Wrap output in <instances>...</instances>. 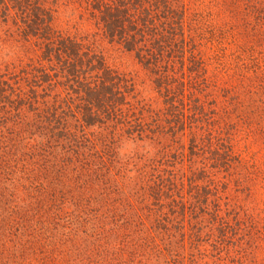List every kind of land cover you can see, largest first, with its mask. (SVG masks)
Returning <instances> with one entry per match:
<instances>
[{
	"label": "trees",
	"instance_id": "trees-1",
	"mask_svg": "<svg viewBox=\"0 0 264 264\" xmlns=\"http://www.w3.org/2000/svg\"><path fill=\"white\" fill-rule=\"evenodd\" d=\"M206 237L264 264V0H0V264H210Z\"/></svg>",
	"mask_w": 264,
	"mask_h": 264
},
{
	"label": "rangeland",
	"instance_id": "rangeland-1",
	"mask_svg": "<svg viewBox=\"0 0 264 264\" xmlns=\"http://www.w3.org/2000/svg\"><path fill=\"white\" fill-rule=\"evenodd\" d=\"M70 19V20H69ZM62 24L65 28H69L72 31H75L78 27L84 32H94L96 28L90 22L84 21L81 22L78 17L69 16V13L64 16ZM101 46L104 49L106 56L108 57L110 63L118 68L120 71L127 73L129 76L133 77L137 83V90L140 92V95L144 98H156L158 93L156 92L153 82L150 80L147 71L144 69L142 64L135 58L133 53L124 51L118 45H112L108 42L107 39L101 40ZM130 150L135 148V144L130 143ZM219 232L215 231V236H218ZM206 239L202 243V249L207 253L208 257L206 258L210 264H231V260L236 253V246L233 244V241H230V245L222 252L223 257H225L223 262H219L218 254L219 250H216L215 241L212 239ZM216 239V238H215ZM230 251V254L228 252ZM230 255V256H229Z\"/></svg>",
	"mask_w": 264,
	"mask_h": 264
}]
</instances>
